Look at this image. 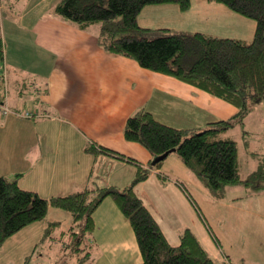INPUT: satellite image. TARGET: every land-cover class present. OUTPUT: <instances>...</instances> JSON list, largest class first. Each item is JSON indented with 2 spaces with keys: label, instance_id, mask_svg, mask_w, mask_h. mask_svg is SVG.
Masks as SVG:
<instances>
[{
  "label": "crops",
  "instance_id": "0c3cea01",
  "mask_svg": "<svg viewBox=\"0 0 264 264\" xmlns=\"http://www.w3.org/2000/svg\"><path fill=\"white\" fill-rule=\"evenodd\" d=\"M57 1H0L8 104L13 111L38 114L32 120L9 116L1 121L0 138L5 141L0 144V162L6 168V178L20 174L17 181L21 189L50 199L84 188L113 186L123 190L139 169L146 170L147 179L134 187V193L169 245L177 246L179 234L186 228L197 236L193 231L195 207L186 187L197 178L174 153L154 167L156 161L144 148L124 139V126L129 116L144 110L167 126L201 130L230 119L236 109L174 78L142 69L130 59L107 54L97 44L99 25L81 29L58 18L52 13ZM197 1L190 0L186 12L175 5L146 7L138 16V25L196 33L200 31L185 27L201 19L212 20L217 26L225 22V7ZM147 9L151 10L146 15ZM90 147L96 149L94 154L86 152ZM100 147L136 163L101 153ZM242 191L251 205L254 202L264 207V194ZM235 199L243 201L242 197ZM58 211L49 209L43 221L30 225L32 229L28 226L9 238L0 247V264H18L29 257L30 248L19 249L27 245L25 240L33 231L45 235L52 225L51 231L64 236ZM93 220L86 264H141L132 228L111 199L101 202Z\"/></svg>",
  "mask_w": 264,
  "mask_h": 264
},
{
  "label": "trees",
  "instance_id": "16d2710c",
  "mask_svg": "<svg viewBox=\"0 0 264 264\" xmlns=\"http://www.w3.org/2000/svg\"><path fill=\"white\" fill-rule=\"evenodd\" d=\"M205 1L255 21L252 39L151 30L138 25V16L146 7L175 5L186 12L190 0H58L52 13L81 29L98 23L97 44L107 54L130 59L142 69L174 78L236 109L230 119L210 123L201 130L167 126L144 110L133 113L126 120L123 137L144 148L156 161L154 167L174 153L216 200L222 199L230 186L264 194V155L258 158L255 170L241 179L237 143L225 136L234 127L244 125L254 106L264 107V0ZM99 151L136 163L109 149L100 147ZM86 152L94 154L96 149L90 147ZM148 175V171L139 169L123 190L113 186L84 188L50 199L21 189L17 181L20 174L13 179L0 177V247L24 228L43 221L49 209H55L70 215L68 231L74 235L75 246L72 253L78 255L76 264H86L89 251L84 238H89L94 230L95 210L109 198L132 228L141 264H230L214 261L187 228L180 232L177 246L169 245L155 219L134 193V187ZM51 226L45 235H49ZM77 228L79 234H74Z\"/></svg>",
  "mask_w": 264,
  "mask_h": 264
},
{
  "label": "rangeland",
  "instance_id": "374dc122",
  "mask_svg": "<svg viewBox=\"0 0 264 264\" xmlns=\"http://www.w3.org/2000/svg\"><path fill=\"white\" fill-rule=\"evenodd\" d=\"M0 1L4 2V0ZM193 1L198 3L197 0ZM147 10L146 15L151 9ZM225 12H227L226 17L221 16L225 22L219 26L212 20L201 19L196 20L194 24H188L185 29L220 38L250 41L255 31V21L240 17L227 9ZM226 136L237 143L239 174L241 179H245L256 168V159L264 154V107L254 106L246 116L244 125L229 130ZM242 136H245V139ZM4 141L5 139L0 138V144ZM0 151L2 153V150ZM248 151L255 155L250 156L248 153L251 152ZM171 158L176 157L171 155ZM177 162L184 171L187 170L180 161ZM169 163L170 161L166 165ZM5 173L7 172L4 163L0 162V177L6 178ZM186 187L195 207L193 231L200 245L214 261L222 262L224 257L230 264H264V207L254 202L251 205L252 201L242 196L244 193L242 190L251 192V189L242 186L239 187L240 189L226 188L222 199L216 200L198 179L193 178L192 184ZM238 197H242L241 203L239 199H235ZM58 212L60 216L57 219L61 221V231H64V236L60 237L59 231H50L49 235L33 231L32 236L28 237L29 240H25L28 241L27 245L25 243L19 249L30 248L29 257L22 258L18 264H76L78 255L72 253L75 248L74 235H70L68 231L71 226V219L68 217L70 215L63 211ZM73 232L79 234V228ZM87 238L88 236H85L84 244L88 243L89 238ZM242 260L244 263L241 262Z\"/></svg>",
  "mask_w": 264,
  "mask_h": 264
},
{
  "label": "built area",
  "instance_id": "2783aa9c",
  "mask_svg": "<svg viewBox=\"0 0 264 264\" xmlns=\"http://www.w3.org/2000/svg\"><path fill=\"white\" fill-rule=\"evenodd\" d=\"M9 116H14L23 120H32L38 117V114L24 111L17 112L13 111L8 104L7 94V76H6V65L3 60L0 61V123Z\"/></svg>",
  "mask_w": 264,
  "mask_h": 264
}]
</instances>
